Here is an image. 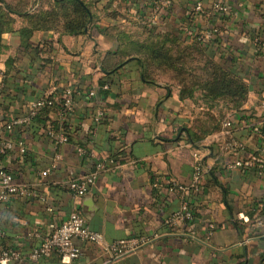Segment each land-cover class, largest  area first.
<instances>
[{
  "label": "crops",
  "instance_id": "crops-1",
  "mask_svg": "<svg viewBox=\"0 0 264 264\" xmlns=\"http://www.w3.org/2000/svg\"><path fill=\"white\" fill-rule=\"evenodd\" d=\"M157 1L101 0L99 7L110 4V9L101 11L102 19L88 34L38 31L29 50L21 46L18 31L2 36L0 69L8 78L0 94V120L6 106L19 123L33 102L60 89L71 98L72 128H77L75 122L84 128L81 142L58 145L52 135L42 132L27 131L20 139L17 130L5 134L0 122V150L8 139L27 146L25 151L7 147L0 168L12 171L17 182L32 192L0 203L4 232L0 264L4 247L21 255L20 262L12 264H264L263 0H223L232 11L216 15L211 23L217 32L207 43L210 54L241 76L250 90L242 109L215 110L226 113L231 125L223 120L201 149L173 141L178 128L191 125L200 109L192 100H182L177 87L146 82L138 61L111 74L101 68L103 53L118 47L116 38L104 33L108 26L130 20L151 22ZM196 1L170 0L168 7L160 8L153 28L180 32ZM203 1L211 6L217 0ZM100 81H106L101 96ZM233 142L240 145L238 150L230 147ZM119 148L128 151L129 161L110 159ZM197 151L204 162V179H209L198 189L192 187ZM238 159L243 165L227 167ZM98 161H106L107 167L95 183H87L84 194L75 192L71 182L86 178ZM46 169L49 172L43 175ZM212 172L217 179H210ZM174 184L188 186V191L181 192ZM184 198L192 217L171 222ZM76 210L110 242L134 237L147 242L113 259L103 244L74 237L85 250L82 257L68 259L54 251L33 258V248L53 225H61Z\"/></svg>",
  "mask_w": 264,
  "mask_h": 264
},
{
  "label": "trees",
  "instance_id": "trees-1",
  "mask_svg": "<svg viewBox=\"0 0 264 264\" xmlns=\"http://www.w3.org/2000/svg\"><path fill=\"white\" fill-rule=\"evenodd\" d=\"M100 1L0 0V58L4 50L1 40L6 33L18 31L21 46L27 50L33 47L31 39L38 31L72 36L88 34L92 26L102 19L101 11L110 9V4L101 9ZM262 6L264 8V0ZM108 15L114 17L112 11ZM182 30L176 33L158 32L151 22L140 20H130L127 24H110L104 33L113 35L118 41V47L103 53L101 68L104 73L111 74L121 70L131 61H138L146 82H164L177 87L182 100H192L195 107L200 109L191 125L178 128L173 141L182 140L196 149H201L206 138L220 128L222 121L227 117L226 113H217L215 110L242 109L248 100L250 89L248 83L230 70L228 65H222L212 57L207 45L209 40L201 39L200 35L186 38ZM6 65L10 68L11 61ZM105 83L106 81H100V96L104 94ZM66 94L65 90L60 89L47 92L43 96L47 103L39 108L34 117L19 123L9 116L10 109L4 106V119L0 120L5 124L4 133L17 130L18 139L27 131L34 135L42 132L45 136L51 135L52 132L64 133L67 141L81 142L79 133L84 125L75 122L77 128H72L74 121H71V117L74 111L66 104ZM102 109L106 111L105 106H102ZM28 116L29 113L23 118ZM18 139L14 140L19 141ZM4 155L5 151L0 150V160ZM109 157L112 161L122 163L131 159L128 151L120 148L115 149ZM211 175L210 179H217L213 172ZM206 180L209 179H204L203 173L202 183ZM15 182L18 183L16 178Z\"/></svg>",
  "mask_w": 264,
  "mask_h": 264
},
{
  "label": "built area",
  "instance_id": "built-area-1",
  "mask_svg": "<svg viewBox=\"0 0 264 264\" xmlns=\"http://www.w3.org/2000/svg\"><path fill=\"white\" fill-rule=\"evenodd\" d=\"M131 4H134L137 0H128ZM170 4V0H158L157 1V12L156 16L160 13V8H166ZM232 9L227 4V2L223 0H217L212 2L211 6H207L205 1L197 0L194 4L189 22L186 26H182L184 36L192 37L194 35H200L201 39L210 40L213 38V34L217 30V26L212 25L213 19L218 14H228ZM154 17L151 23L153 25L156 24L157 17ZM1 67V65H0ZM8 78V74L0 69V94L4 88V83ZM47 100L45 98H41L35 102H33L30 109V116L26 118L19 119V122H23L29 120L34 117L39 108L46 104ZM66 104L72 109L71 98L67 97ZM226 126H230L231 122L226 119ZM51 135L55 138L56 144H62L67 141V136L64 133H55L52 132ZM20 146L22 150H27V146L22 144L21 142L8 139L6 145L3 150ZM239 144L233 142L230 144V147L233 150H238ZM196 156V175L195 180L192 184V187L199 188L202 183V175H203V164L201 161V155L199 151L195 152ZM243 162L241 160H236L233 162H228L227 167L233 168L235 166H241ZM107 164L105 162H100L97 164L95 170H92L88 173L86 178L81 180H74L71 182V188L82 195L87 191V183H95L96 178L98 177V173L105 169ZM49 169H46L42 172L43 175L47 174ZM174 187L178 188L181 192L188 191V186L185 185H177L174 184ZM32 192L28 187L22 186L15 182V176L12 172L7 171L4 168H0V203L4 201H8L13 196H22L31 194ZM192 210L189 205V200L184 198L182 203V208L180 211L176 212L171 222H176L178 220H185L187 218L192 217ZM53 230L46 236H44L43 241L40 245L35 246L33 248L32 257L35 259H39L43 256H49L52 252L56 251L61 256L68 259H78L85 254V250L82 246L74 243V237H79L83 241L97 242L103 244L105 248V253L108 254L113 259L120 258L129 252L134 251L139 248L143 244L147 242L146 238H126L120 239L116 241H108L106 233L104 231L93 230L89 227L86 218L79 212L73 211L69 218L64 221L61 225H53ZM4 237L3 229L0 227V238ZM1 259L3 264H12L19 263L21 260L20 253L13 249L12 247H4L1 252Z\"/></svg>",
  "mask_w": 264,
  "mask_h": 264
}]
</instances>
